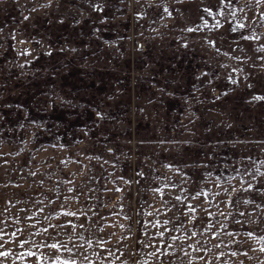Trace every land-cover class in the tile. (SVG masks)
I'll use <instances>...</instances> for the list:
<instances>
[{"label":"rangeland","instance_id":"1","mask_svg":"<svg viewBox=\"0 0 264 264\" xmlns=\"http://www.w3.org/2000/svg\"><path fill=\"white\" fill-rule=\"evenodd\" d=\"M0 253L264 264V0H0Z\"/></svg>","mask_w":264,"mask_h":264},{"label":"trees","instance_id":"2","mask_svg":"<svg viewBox=\"0 0 264 264\" xmlns=\"http://www.w3.org/2000/svg\"><path fill=\"white\" fill-rule=\"evenodd\" d=\"M62 77V79L65 78L66 81V77H68V75H64ZM73 83H71V87L74 90L78 89V86ZM63 84H66V82H63ZM26 119L30 122L43 124L44 128L42 129L49 131V133L44 134L42 131H39L41 135L38 139L46 144H52L58 139L65 143L71 140L79 139L80 135L77 127H83L86 125L89 119H91V116H86L81 112L70 114L63 108H58L57 106H55L52 110L44 109L38 111L33 106H29V108H27ZM227 174L221 175V177L225 179Z\"/></svg>","mask_w":264,"mask_h":264},{"label":"snow or ice","instance_id":"3","mask_svg":"<svg viewBox=\"0 0 264 264\" xmlns=\"http://www.w3.org/2000/svg\"><path fill=\"white\" fill-rule=\"evenodd\" d=\"M191 211H195V209H191ZM68 215H74V213H67ZM51 247L55 248L56 245H51ZM0 255H7V253H0Z\"/></svg>","mask_w":264,"mask_h":264}]
</instances>
